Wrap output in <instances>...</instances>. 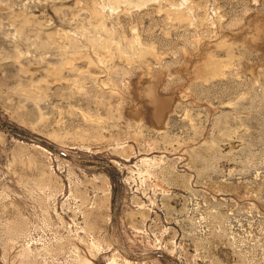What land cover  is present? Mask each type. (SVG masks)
<instances>
[{"label": "rangeland", "instance_id": "374dc122", "mask_svg": "<svg viewBox=\"0 0 264 264\" xmlns=\"http://www.w3.org/2000/svg\"><path fill=\"white\" fill-rule=\"evenodd\" d=\"M0 264H264V0H0Z\"/></svg>", "mask_w": 264, "mask_h": 264}]
</instances>
